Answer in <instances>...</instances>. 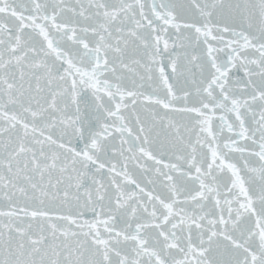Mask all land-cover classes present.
Returning <instances> with one entry per match:
<instances>
[{
	"label": "snow or ice",
	"instance_id": "snow-or-ice-1",
	"mask_svg": "<svg viewBox=\"0 0 264 264\" xmlns=\"http://www.w3.org/2000/svg\"><path fill=\"white\" fill-rule=\"evenodd\" d=\"M0 264H264V0H0Z\"/></svg>",
	"mask_w": 264,
	"mask_h": 264
}]
</instances>
